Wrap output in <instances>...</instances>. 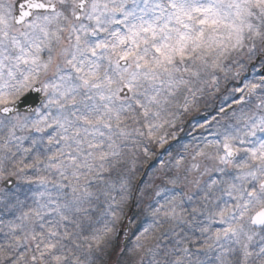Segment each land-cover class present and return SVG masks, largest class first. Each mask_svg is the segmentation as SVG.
Here are the masks:
<instances>
[{
    "label": "snow or ice",
    "instance_id": "snow-or-ice-1",
    "mask_svg": "<svg viewBox=\"0 0 264 264\" xmlns=\"http://www.w3.org/2000/svg\"><path fill=\"white\" fill-rule=\"evenodd\" d=\"M0 264H264V0H0Z\"/></svg>",
    "mask_w": 264,
    "mask_h": 264
}]
</instances>
